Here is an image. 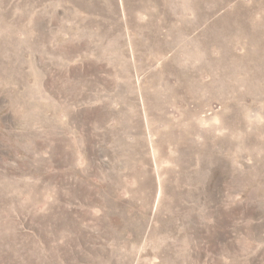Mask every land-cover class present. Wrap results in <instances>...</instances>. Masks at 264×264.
<instances>
[{
  "label": "rangeland",
  "instance_id": "rangeland-1",
  "mask_svg": "<svg viewBox=\"0 0 264 264\" xmlns=\"http://www.w3.org/2000/svg\"><path fill=\"white\" fill-rule=\"evenodd\" d=\"M226 27L245 60L264 0H0V264H264V79L205 74L191 124L148 59Z\"/></svg>",
  "mask_w": 264,
  "mask_h": 264
},
{
  "label": "bare ground",
  "instance_id": "bare-ground-1",
  "mask_svg": "<svg viewBox=\"0 0 264 264\" xmlns=\"http://www.w3.org/2000/svg\"><path fill=\"white\" fill-rule=\"evenodd\" d=\"M151 17L153 16L151 15ZM153 18L155 19V17ZM161 26L163 25H160V27ZM188 30L189 28H187L186 30L181 29L177 32L176 30L174 31V29H172L169 30V32L164 37L160 35V28L156 29L155 32L153 31V34H150L149 35L150 37H148L150 45L153 43L156 44L157 42L160 43L158 47L152 48L153 56L148 57V59L153 62H156L159 59L162 60L165 59L162 67L164 69L165 68H169V70L171 69L174 72V74L177 76L176 79L178 82L177 84L178 87L174 86L177 89L175 90L173 89V91L176 92L177 94L179 93L180 94L186 93L187 95L189 94L191 96V98H189L191 99L190 105L194 100L192 99V97L193 98L195 97L196 98L195 100L202 99L201 101H198L197 106L194 105L195 106L194 110L193 109L189 110L191 109V107H189L190 105H188V103H186L183 99L181 98H180L181 100L178 99L179 98L178 95H176L175 97L173 96L174 98L170 97L171 99H174L173 101H176L177 103L184 102L187 104L189 108L188 111L186 112V117L191 121V124H193L192 120H195L196 122L198 118L199 109L204 99L201 92L204 86V84H202L203 76L205 74H211L212 78H215L217 75L221 76L222 74H228V75L233 74V77L235 79H238L240 77L245 78L251 74H255V76L263 80L264 79V46L257 38L254 39V36H256V34L251 33L252 38L248 37L250 43L249 45L251 46L247 48L246 49L247 52H245V56L247 58L245 60H241V58H238L237 54L235 53V48H236L235 46H237V44H239V42L242 40V35L239 34L240 32H235L236 31L235 29L229 27L222 29L216 28L215 30L209 31L207 33H204L203 31L199 30L200 32H198V34L195 35L192 34L193 35L192 38L186 37V35L189 33ZM242 31L243 29L241 30V34ZM163 32H161L162 35ZM172 51L174 52L173 56L172 57L168 56L170 58L166 57L167 58L166 59L165 56L167 55V53ZM147 62L149 63V61ZM205 88L206 85L204 86L203 90ZM167 97L169 96H166V98ZM186 99L188 100V98ZM160 100L162 103H165L163 99H159L158 101L160 102ZM166 101H168V98L166 99ZM176 106L179 107L178 104ZM177 107L176 109H178ZM168 118H166V120H168Z\"/></svg>",
  "mask_w": 264,
  "mask_h": 264
}]
</instances>
